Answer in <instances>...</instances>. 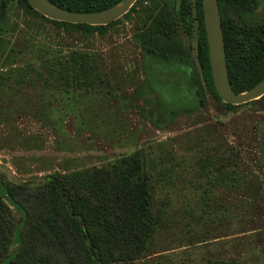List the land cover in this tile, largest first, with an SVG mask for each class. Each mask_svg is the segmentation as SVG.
<instances>
[{"label":"trees","instance_id":"trees-1","mask_svg":"<svg viewBox=\"0 0 264 264\" xmlns=\"http://www.w3.org/2000/svg\"><path fill=\"white\" fill-rule=\"evenodd\" d=\"M50 1L80 13L106 10L121 2ZM148 2L151 7L145 6ZM218 2L230 81L240 94L264 80V22L254 19L261 0ZM17 9L23 12L19 23L12 16ZM135 14L141 21L133 40L142 53L146 76L142 88L157 95L162 109L164 105L171 109L168 101L164 103L161 90L165 83L160 78L169 69L175 77L173 86L182 92L176 99H181L182 109L164 110L167 115L174 118L178 113L205 108L209 98L226 111L251 104H225L216 91L203 0H138L123 19ZM121 20L108 26L58 22L38 13L27 0H0V96H26L29 92L52 98L81 91L109 93L112 79L119 80L102 55L90 47L59 49L53 42L65 33L89 43ZM52 31L56 35L52 36ZM194 32L196 47L186 48L181 35L190 37ZM175 144L173 141L171 151L163 149L158 161L150 164L147 155L138 151L99 166L55 171L36 184L0 182V262L9 258L17 230L13 206L23 217L21 247L11 264H245L239 256L178 259L166 256L167 250L160 248L162 233L181 225L186 229L182 235H191L189 221L198 220L195 212L204 195L198 196L196 209L189 208L183 194L187 175L198 177L193 184L197 192L208 184L241 197L257 199L260 195L255 181L249 179L257 175L242 148L229 145L223 135L206 134L197 141L200 150L192 158L181 149L174 150ZM257 162L262 171L264 163L261 159ZM233 208L219 210L218 219L230 223ZM236 208L238 213L243 211L242 204ZM188 242V246L209 248L204 240Z\"/></svg>","mask_w":264,"mask_h":264},{"label":"rangeland","instance_id":"rangeland-1","mask_svg":"<svg viewBox=\"0 0 264 264\" xmlns=\"http://www.w3.org/2000/svg\"><path fill=\"white\" fill-rule=\"evenodd\" d=\"M260 3L254 19L264 22V0ZM145 6L152 5L148 2ZM22 13L19 9L13 12L16 23L23 21ZM121 19L120 24L89 43L81 36L65 33L53 42L59 49L71 45L90 47L102 55L108 67L117 71L119 81L112 79V92L81 91L52 98L29 92L26 96H0V182L36 184L55 171L99 166L138 151L147 155L150 164L158 161L163 149L171 151L173 141H176L174 150L181 149L192 158L200 150L197 141L206 134L218 133L229 145L242 148L248 165L257 175L249 179L255 181L259 197H241L232 190L208 184L206 192L204 189L197 192L193 184L198 177L187 175L183 194L189 208L196 209L198 196L204 195L195 212L198 220L189 221L191 235L183 236L181 231L186 229L181 225L162 233L160 248L167 250L166 256L178 259L239 256L245 264H264V168L260 171L257 162L261 159L264 163V100L226 111L209 98L205 108L170 117L165 113L169 108L164 105L162 109L157 95L142 88L146 81L142 53L133 40L141 21L136 14L129 20ZM196 37V32L190 37L182 34L181 40L186 48L195 49ZM160 78L165 83L161 90L164 103L168 101L171 107L168 113L181 110V99L178 102L176 99L182 92L178 93L173 86V72L166 69ZM239 204L243 211L238 213ZM229 206L233 208L234 219L230 223L219 220V210ZM12 209L17 230L9 258L0 264H11L21 247L19 231L23 216L19 209L13 206ZM197 239L207 241L209 248L188 246V241Z\"/></svg>","mask_w":264,"mask_h":264},{"label":"water","instance_id":"water-1","mask_svg":"<svg viewBox=\"0 0 264 264\" xmlns=\"http://www.w3.org/2000/svg\"><path fill=\"white\" fill-rule=\"evenodd\" d=\"M38 13L58 22L108 26L123 18L138 0H121L115 6L96 12H73L55 5L50 0H27ZM203 11L211 72L216 91L225 104L239 106L264 97V80L251 90L237 94L232 87L226 56L224 31L218 0H203Z\"/></svg>","mask_w":264,"mask_h":264}]
</instances>
